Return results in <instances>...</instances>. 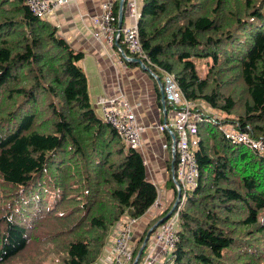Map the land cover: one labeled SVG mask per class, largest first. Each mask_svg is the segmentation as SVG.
<instances>
[{
  "label": "trees",
  "instance_id": "1",
  "mask_svg": "<svg viewBox=\"0 0 264 264\" xmlns=\"http://www.w3.org/2000/svg\"><path fill=\"white\" fill-rule=\"evenodd\" d=\"M140 1L150 62L188 100L264 139V0ZM82 57L25 0H0V264L31 240L49 246L50 264H93L116 222L140 217L157 196L141 153L92 106ZM198 136V183L179 212L172 264H264V155L216 123L199 121ZM70 186L78 201L61 208Z\"/></svg>",
  "mask_w": 264,
  "mask_h": 264
},
{
  "label": "built area",
  "instance_id": "2",
  "mask_svg": "<svg viewBox=\"0 0 264 264\" xmlns=\"http://www.w3.org/2000/svg\"><path fill=\"white\" fill-rule=\"evenodd\" d=\"M65 2L66 0H25L29 11L40 18H47ZM126 7L132 23L118 27L114 3L109 0L101 2L99 11L90 18L92 35L102 43L116 48L117 53L121 54L123 51L128 57L139 58L148 67L150 74L161 79L165 103L162 109L169 116L158 122L155 127L157 131L165 132L170 137L171 133L174 134L175 161L171 168V176L174 191L180 190V198L171 214L148 236L136 264H172L171 253L179 239V212L187 195L198 183L195 149L200 141L199 121L218 124V129L227 140L241 143L257 154L264 155V139L251 136L249 130H239L233 123H223L218 114L209 115L207 111L194 109L193 101L182 94L175 76L150 62L143 51L137 26L140 10L136 0H128ZM116 41L119 45L115 44ZM121 61L127 62L123 57ZM95 103L100 108L101 118L115 129L125 145L138 149L142 144L144 127L136 117L134 105L125 94L118 90L99 95ZM161 204V191L157 187V196L150 207L160 208ZM121 219L115 225L107 242L109 254L107 264H132L140 247L141 237L137 239L138 237L134 236V225L138 218L123 216Z\"/></svg>",
  "mask_w": 264,
  "mask_h": 264
},
{
  "label": "crops",
  "instance_id": "3",
  "mask_svg": "<svg viewBox=\"0 0 264 264\" xmlns=\"http://www.w3.org/2000/svg\"><path fill=\"white\" fill-rule=\"evenodd\" d=\"M103 1L106 0H66L47 17V20L70 46L83 53L79 64L87 78L90 101L92 97L94 99L92 105L98 106L95 103L97 96L120 90L134 105L136 117L143 124L142 144L137 150L144 159L146 176L156 185L159 184L157 187L161 191L162 204L160 208L149 207L138 217L134 225V236L139 239L145 235V228L149 223L162 217L164 211L171 207L175 197L172 176L169 175L172 160L171 137L165 132L157 131L155 127L169 115L164 113L160 104L159 87L155 77L136 62L121 61V54L117 53L116 48H108L92 35L90 18L99 11ZM109 1L118 4V17L119 0ZM136 3L140 8L141 1L136 0ZM131 23L125 5L121 24L125 26ZM160 184L163 185L162 188ZM107 247L106 245L99 256L100 259L93 264H107Z\"/></svg>",
  "mask_w": 264,
  "mask_h": 264
},
{
  "label": "rangeland",
  "instance_id": "4",
  "mask_svg": "<svg viewBox=\"0 0 264 264\" xmlns=\"http://www.w3.org/2000/svg\"><path fill=\"white\" fill-rule=\"evenodd\" d=\"M107 47H108V48H113V47L108 46V45H107ZM198 69H199L200 72H203V70H205V66H204V64H198ZM93 101H94V99H93V97H92L91 102H93ZM193 103H194V106H193L194 109H201V110H203V111H207V112L209 113V115H212V114H218V116L220 117L221 121H225V119L227 118V117H224V114H223L222 111H220V110H218V109H216V108H213V109H212L209 105L205 104L204 102H202V101H200V100H193ZM92 106H93V105H92ZM208 106H209V107H208ZM93 107H95V106H93ZM94 109H95V111H96V113H97L98 115H101V111H100V108H99L98 106H96ZM223 118H224V119H223ZM203 127H214V126H213L212 124L205 123V124H203ZM244 146H245V145H244ZM169 175H171V173H170ZM157 185L159 186V184H157ZM157 185H156V186H157ZM76 187H77V186H75V187L70 186V188H69V190H68V195H71V196H69L67 199H65V200L60 204L61 208H62V207L69 206V205H72V204H74L76 201H78V199H77L78 196H77V194H76V192L78 191V187H77V188H76ZM160 187L162 188L163 185L160 184ZM41 198H44V199H45L46 196H43V197H41ZM174 199H175V197H174ZM36 201H37V200H36ZM173 202H174V201H173ZM173 202H172V204H173ZM121 218H122V217H121ZM121 218H120V219H121ZM121 220H122V219H121ZM119 221H120V220H119ZM119 221H117L116 224H117ZM47 222H48V220H47ZM154 222H155V221H154ZM154 222L149 223V225L145 228V232H146V229L149 228ZM114 224H115V223H114ZM116 224H115V225H116ZM115 225L112 227L110 235L108 234L109 236L107 237L108 239H106L107 241H109V239H110V237H111V235H112V233H113V229H114ZM143 237H144V235L141 236V238H140L139 246H140L141 243H142ZM65 240H66V239L63 238L61 241H58L57 244L55 245L54 253H55L56 256H58L59 258L63 255V249H64V246H65ZM107 241H106V244H105L104 248H105L106 245H107ZM48 247H49V246L45 247L43 250L37 251L36 249H34V240H31V241L29 242L28 246L26 247V250H25L23 253L19 254L17 257H15V258L10 262V264H34V253H35V254H39V253L44 254L42 259L45 261L46 264H50V262H51V257H52V255H53V253H52L51 250L48 249ZM138 248H139V247H138ZM103 250H104V249H102V252H103ZM101 254H102V253H101ZM99 259H100V257L97 258V259L95 260V262H97ZM95 262H94V263H95Z\"/></svg>",
  "mask_w": 264,
  "mask_h": 264
},
{
  "label": "water",
  "instance_id": "5",
  "mask_svg": "<svg viewBox=\"0 0 264 264\" xmlns=\"http://www.w3.org/2000/svg\"><path fill=\"white\" fill-rule=\"evenodd\" d=\"M124 1L125 0H119V12H118V27H121V23H122V17H123V10H124ZM116 45H119L118 42L116 41L115 42ZM121 57L125 58V60L127 62H136L140 65L141 68L149 71L148 67L139 59V58H136V57H128L125 55V53L123 51H121ZM152 75V74H151ZM153 76V75H152ZM155 79L158 83V89H159V94H160V104L161 105H164V97H163V93H162V87H161V81H160V78L158 76H155ZM171 144H172V148H171V157H172V160H171V168L173 166V163L175 161V150H174V147H175V137H174V134L171 133ZM148 178V177H147ZM150 180V178H148ZM176 193V196H175V199H174V202L173 204L171 205V207L165 212V214L158 218L154 223L153 225H151L144 237H143V242L142 244L140 245V247L138 248L137 252H136V255L134 257V260L132 262V264H136L138 262V259L140 257V254L143 250V247H144V244H145V241L147 240L148 236L155 230V228L160 224L162 223L170 214L171 212L174 210L179 198H180V190H176L175 191Z\"/></svg>",
  "mask_w": 264,
  "mask_h": 264
}]
</instances>
